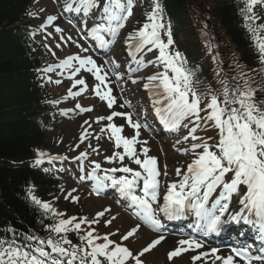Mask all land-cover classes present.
I'll list each match as a JSON object with an SVG mask.
<instances>
[{
  "label": "snow or ice",
  "instance_id": "snow-or-ice-1",
  "mask_svg": "<svg viewBox=\"0 0 264 264\" xmlns=\"http://www.w3.org/2000/svg\"><path fill=\"white\" fill-rule=\"evenodd\" d=\"M242 3L240 13L244 27L253 41L261 67L241 71L238 76H233L232 80L236 81L234 85L227 78L220 80L219 90L211 87L204 92L199 90L201 81L196 72L187 67L186 57L173 48L175 41L172 25L170 20L165 19L161 0H152L151 10L144 13L146 20L143 25L130 32L125 40L129 48L128 55L137 65L136 68H128L129 79H132V83H137L132 74L140 71L146 63L162 67V70L143 78L146 81L143 88L152 97L155 112L163 124L170 129H178L183 125L188 130L187 135L176 143L192 141L190 148L178 149L184 154L191 152V162L186 165L185 170L177 168L175 175L179 179L165 183L163 190L160 177L168 176L166 165L162 170L158 158L149 155L148 147L142 146L137 150V145L147 144V141L138 139L142 125L133 120L131 113L113 109L117 99L106 82L108 72L97 60L91 55H69L58 64H50L41 70L45 73L55 69H60L61 74L64 71L70 72L69 78L73 83L68 88L65 99L76 98L89 90L85 79L77 78V74L82 70L90 73L96 81L91 91L106 102L108 109H113L110 114L96 118L97 124L107 122L99 131L101 134L107 133L108 140L112 142L113 150L104 156V161L113 166L104 168L100 162L91 161V170L81 177L94 182L93 193L100 195L108 188L116 190L128 202L126 206L133 209V215L157 232L163 227L161 215L169 220H179L189 215L195 217V223L190 225L194 235L179 239L177 246L167 254L169 260L192 252L190 264H264V97L258 96V93H264V23H257L262 17L255 11L257 5L264 7V0H242ZM135 7L136 0L63 2V11L79 16L86 27L88 20H93L86 35L97 42L101 49L108 48L115 41L133 15ZM28 15L36 17L37 13L29 12ZM57 20V15H48L41 27L53 25ZM63 31L59 26L55 27L56 33ZM106 36L110 39H106ZM61 39L64 37L61 36ZM67 39L71 41L72 37L68 36ZM76 46L82 52H88V48L79 43ZM57 47L60 45L57 44ZM206 47L211 53L210 42ZM154 50L158 55L154 60L149 58L146 61L144 54ZM212 58L217 62L218 54ZM119 67V64H115V68ZM236 67L241 66L237 64ZM256 75L260 76L261 82L256 81ZM55 83L60 84L61 81L56 80ZM77 86H80L78 90L73 91ZM125 106L131 105L129 102L120 105ZM75 108L82 113L93 110L92 107H84L79 103ZM68 111L71 109L62 110L61 114L67 115ZM114 117H123L126 123L117 125L113 122ZM84 123L87 124L88 121L85 120ZM125 127L134 129V134H125ZM210 128L216 130L214 137L205 139L197 135L198 130L207 131ZM88 136L89 133L85 130L80 137L81 143ZM96 139L99 141L101 137L97 136ZM88 148L93 152L99 151L92 144ZM88 155V151L82 150L75 157V160L81 161V172H85L83 160ZM36 157L35 166L43 164L45 158L49 162L67 159L66 156H53L39 150ZM126 160L138 167H131ZM75 191L73 188L65 198L70 197L73 202H78L79 197L72 196ZM29 195L45 214H51L50 218L54 223L45 226L50 234L47 238L27 236L26 239L37 241L35 248L21 247L11 240H0V264H129L130 261L143 264L140 257L165 239L164 235H160L134 254L123 241L133 237L140 224L128 230L121 236L120 242H117L110 239V236L116 235L118 230L101 236L91 228V225L98 224L99 218L110 211L109 208L97 212L91 220L75 216L64 218L65 213L58 211L50 202L41 201L32 195L31 189ZM115 219L113 216L106 220L105 226ZM241 223L257 229L259 247L254 248L245 243L231 247L226 253L218 247L202 250L205 245L197 238L198 235L218 236L228 225ZM84 224L89 226V230L81 235V226ZM70 232L77 233L79 244H73L68 238Z\"/></svg>",
  "mask_w": 264,
  "mask_h": 264
},
{
  "label": "trees",
  "instance_id": "trees-1",
  "mask_svg": "<svg viewBox=\"0 0 264 264\" xmlns=\"http://www.w3.org/2000/svg\"><path fill=\"white\" fill-rule=\"evenodd\" d=\"M161 2L172 21L178 22L187 15V0ZM26 6V0H0V234L8 233L9 240L18 244L28 242L29 235L47 238L50 233L45 226L54 223L51 214H45L32 201L29 189L41 201L60 207L52 202L54 196L50 194L55 190L54 182L43 178L33 166V150L46 146L50 121L41 106L47 88L38 78L48 57L19 35ZM242 7V0H214L206 15L218 31L213 33H221L229 40L239 61L249 70L256 66L258 53L244 27ZM189 46L183 44L187 57L197 63L194 71L198 79L203 85H211L209 62L199 58ZM68 238L73 244L78 243L77 235L68 233Z\"/></svg>",
  "mask_w": 264,
  "mask_h": 264
},
{
  "label": "rangeland",
  "instance_id": "rangeland-1",
  "mask_svg": "<svg viewBox=\"0 0 264 264\" xmlns=\"http://www.w3.org/2000/svg\"><path fill=\"white\" fill-rule=\"evenodd\" d=\"M33 3L38 2L40 4V10L44 9L46 11V13L44 11H42V14H37L36 17H33V28L36 30L35 33L38 35L43 34V43L49 45L48 47L50 48L53 47L54 50L56 49L57 51H61L63 52V54H68V50L64 44H62V41L64 39H61V36H63L65 38V36L67 35L66 33L68 32V29L66 27H68L67 25L64 27V25L59 24V18L63 19L66 16V13L63 12V2L64 0H56L55 3L51 2L50 0H32ZM139 1L140 0H136V7L134 8L133 11V19L130 21L131 18H129V20L126 22V26L123 28L122 33L119 36L118 40H122L123 37L128 36V34L130 32H132L133 30L129 29L131 26H133V24L136 22L134 21V19L136 18V16L139 13ZM195 5L198 6L199 8L203 5V3H206V0H193ZM259 6V5H258ZM260 8H262L264 10V7L259 6ZM256 11V9H255ZM48 15H57L58 16V20L55 24L53 25H48L46 28H42L41 27V23L43 21L46 20V17ZM78 23L81 22L79 16H77L75 19L72 20V23ZM89 23H93L92 19L88 20L87 24ZM59 26L60 28H62L64 31L62 33H56L55 32V27ZM42 29L44 30V33H41ZM47 30V31H45ZM49 33H51V35H49ZM66 34V35H64ZM68 34H73V33H68ZM76 35V34H74ZM180 42H184L186 40V38H184L182 35L179 37ZM57 44L60 45V47H57ZM66 47V48H65ZM118 48V46H117ZM51 49V48H50ZM51 51H53L51 49ZM156 53L152 52V53H147L145 56V60L146 58H155ZM127 61V60H125ZM126 64V63H125ZM124 66V65H123ZM51 80L54 82L57 80V77L55 75L51 76ZM67 96V91H62V93L59 95V101H61L62 103V109H71V111H68L66 117L69 118V122L64 123L57 131L50 133L47 136V144L50 147L51 143H52V147H50V149H47L46 151L43 150V152L48 153L49 155H53V156H59L60 154H62L63 156H66L67 158H71L74 155H79L80 151L82 150H87L88 149V145L90 144V141L92 140L91 136H88L87 139L83 140V142L81 143L80 137L81 135L84 133L82 131V128L79 126L77 127L76 131L71 129V126L74 125V123L80 118V117H84L83 114L81 113H76L74 108L75 105L77 104V102H74V99L72 100L71 97H68L67 99H65V97ZM83 100H87V97L80 99L78 102L81 104V106H85L88 105L89 103L86 102H82ZM200 131V130H198ZM203 132H209L211 131V128L207 131L201 130ZM209 137H214V135H211ZM208 138V137H207ZM145 141V139L143 140ZM153 142H151V144L154 145H159V147H157L156 149H152V147L148 146L150 150V154L153 152V154L158 155L159 159H160V166L161 169L163 170L165 165H166V169L167 172L169 170H171L168 173V176H161V187L164 188L165 183L168 182H173L178 180L179 178L175 175V170L177 168H181L182 170H185V165L190 163L193 156L191 154V152H189L188 154H184L182 151H175L178 149H184V145L178 148H173V146L171 145V149H167V150H161L162 147V143L159 137H154L152 139ZM209 142H213V141H209ZM76 145H79V147H76ZM142 147V146H141ZM99 149H104V147H101ZM101 153V152H100ZM100 153L97 154V156H101ZM96 156V155H95ZM93 156L89 153L88 155V161L89 163L91 161H98L100 162L104 167L108 168L109 164L106 163L104 161V158L102 157H95L92 160L91 159ZM63 163H65V160L63 161ZM88 163V164H89ZM129 165L133 168H137L135 166H133V164H131L130 162ZM171 167V168H170ZM76 178V176H75ZM167 178V179H166ZM66 180V179H65ZM68 183H66L65 185H62L63 188V194L61 195V198L66 199L65 196L68 194V192H70L72 190V188H76L77 186L75 184H73L72 186L69 184L70 182V175H68L67 178ZM81 194L82 197H79L78 203H80V209H82L83 214L79 215L78 218H80L81 216H87L89 220L95 218L96 213L99 211H102L104 208H109L111 209L107 214H105L104 217L99 218V220L105 224V221L108 219H111V217H116L115 220H113V224L111 225H103L104 231H102V234H107V233H113L115 232L116 229L120 230V234L118 237H116L115 235L110 236V239L115 240L117 242H120V238L122 236V234H125L128 230H130L131 228H134L136 226L135 223L131 224L126 218L125 221H123L121 219V216L119 213H116L113 209L111 208L112 206L110 205V203L108 202L107 198H97V197H90L89 195L83 194L80 191L77 190V192L75 194H72V196H77ZM84 200V201H83ZM70 201H72V199L70 198ZM71 214H73L72 216L77 217V215H74L75 213H73L71 211ZM118 214V215H117ZM100 228V227H99ZM101 234V235H102ZM145 237L146 239L149 240V237L142 233V230H138L135 235L133 237L130 238V240L127 243H124L127 247L130 248V250L135 254V253H139L144 247H146V242L148 240H142V238ZM140 259L143 261V264H154V260L155 258L153 257V253L151 252H147L146 255L140 257Z\"/></svg>",
  "mask_w": 264,
  "mask_h": 264
},
{
  "label": "bare ground",
  "instance_id": "bare-ground-1",
  "mask_svg": "<svg viewBox=\"0 0 264 264\" xmlns=\"http://www.w3.org/2000/svg\"><path fill=\"white\" fill-rule=\"evenodd\" d=\"M113 89V88H112ZM147 91V90H146ZM147 93H148V91H147ZM150 97V96H149ZM150 98H152V97H150ZM153 106H151L150 108H152ZM122 120L124 121V122H126V120H125V118H122ZM85 121L84 120H80V121H78V124L79 125H84L83 123H84ZM122 123V121L120 120V121H118L117 122V125H119V124H121ZM77 128V123H74V125L73 126H71V129L72 130H75ZM122 150V149H121ZM127 161V160H126ZM173 241H174V239H173ZM171 242H172V240H171ZM172 244V243H171ZM167 249H170V246H169V241L168 240H166L165 242H163L160 246H158L157 248H156V250L155 251H153L152 253H153V257L155 258V260H154V262H155V264H159V263H161V262H165V259H166V256H167V254H168V250ZM206 250V249H205ZM222 252H225V251H222ZM226 253V252H225ZM174 259V258H173ZM171 262V261H170ZM174 264H190V258H188V256H184V255H181V256H179V257H175V262H174Z\"/></svg>",
  "mask_w": 264,
  "mask_h": 264
}]
</instances>
